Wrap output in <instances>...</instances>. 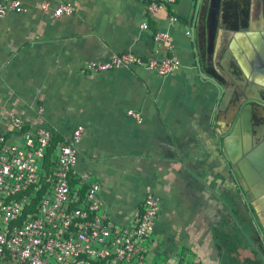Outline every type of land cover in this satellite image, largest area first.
<instances>
[{
  "label": "crops",
  "instance_id": "0c3cea01",
  "mask_svg": "<svg viewBox=\"0 0 264 264\" xmlns=\"http://www.w3.org/2000/svg\"><path fill=\"white\" fill-rule=\"evenodd\" d=\"M21 1L22 12L0 16L5 127L21 118L25 129L48 128L66 140L82 124L78 169L100 184L116 224L133 225L145 197L156 194L148 264H264L254 224L264 228V211L252 196L243 200L222 148L224 139L233 154L254 147L264 132V123L258 126L264 115L254 104L264 107V90L248 96L233 120L232 98L222 108L223 92L207 76L227 73L226 67L231 81L236 72L250 76L255 65L264 76L263 34L260 46L250 43L247 60L237 54L240 43H232L240 34L234 18L260 15L256 0ZM67 3L74 12L56 15ZM199 8L207 13L205 24L202 15L196 17ZM159 32L171 34L173 52L156 40ZM204 39L208 54L200 45ZM124 52L154 59L174 55L181 65L168 75L143 68L86 69Z\"/></svg>",
  "mask_w": 264,
  "mask_h": 264
},
{
  "label": "built area",
  "instance_id": "2783aa9c",
  "mask_svg": "<svg viewBox=\"0 0 264 264\" xmlns=\"http://www.w3.org/2000/svg\"><path fill=\"white\" fill-rule=\"evenodd\" d=\"M23 10L21 0H0V16ZM73 12L70 3L55 10L56 15ZM156 40L174 51L171 34L159 32ZM180 65L174 55L154 59L124 52L92 61L86 69L143 68L168 75ZM130 115L142 121L140 113ZM83 133L84 126L77 125L51 151V129H25L21 118L5 127L0 117V264H148L159 197L148 193L133 225L116 224L100 184L78 169Z\"/></svg>",
  "mask_w": 264,
  "mask_h": 264
},
{
  "label": "water",
  "instance_id": "95a60500",
  "mask_svg": "<svg viewBox=\"0 0 264 264\" xmlns=\"http://www.w3.org/2000/svg\"><path fill=\"white\" fill-rule=\"evenodd\" d=\"M252 0H250L251 2ZM202 10H204L201 5ZM202 10L199 8L196 12V17L202 15L204 24L206 23L207 13L204 15V11L200 14ZM234 23L236 29L239 30L240 34H236V37L232 40V43L239 42L242 46V50L237 52L240 57L244 60H247V50L250 48V43H253L256 47L261 44L260 36H264V14L257 15L256 17L252 14L250 17L247 14L242 13L237 18H234ZM255 21V22H254ZM255 23V24H254ZM261 23V25H260ZM257 24V25H256ZM203 47L204 53L208 54V47L206 39H204L203 44H200ZM260 46V45H259ZM260 51V55L264 59V52ZM256 59L258 55L255 54ZM256 68H259V65H255ZM228 75L233 77V73L229 72V69L225 67ZM250 72H255L256 74H262V69L254 70L250 69ZM223 69H221L220 76L210 75L207 76L211 78L213 81L217 82L219 88L223 92L222 98V108L224 103H229L232 98V88H226L224 81L221 77H224L228 80V76ZM252 86V85H251ZM262 86V85H261ZM263 88V86H262ZM261 90L263 91L264 89ZM245 91V90H244ZM261 91V92H262ZM231 92V93H230ZM264 92V91H263ZM248 102L247 98L242 99L240 102L236 103L233 107L232 119L234 120L239 116L240 111L243 110ZM236 127V126H235ZM260 136L255 137L254 147L249 148L248 150H239L236 154H233L228 146V141L226 139L222 142V148L224 149L226 155L228 156V162L232 167L233 176L237 182L238 188L240 190V194L243 200H248L249 195L254 198L262 206V210L264 211V132H259ZM262 138L261 142L260 139ZM258 141L260 143H258ZM244 181V183L242 182ZM248 192V193H247ZM258 235L255 238V242L257 243V250L260 255V258L264 262V228L262 223L261 225L254 222ZM260 226V227H259Z\"/></svg>",
  "mask_w": 264,
  "mask_h": 264
},
{
  "label": "flooded vegetation",
  "instance_id": "af4514ba",
  "mask_svg": "<svg viewBox=\"0 0 264 264\" xmlns=\"http://www.w3.org/2000/svg\"><path fill=\"white\" fill-rule=\"evenodd\" d=\"M255 3H256V7L258 6V8H257L258 13L257 14H264V0H256ZM212 7H213V9L214 8L216 9L214 4ZM210 55L212 56L211 62L214 65V62L216 60L214 57V50L212 51V53H210ZM254 70H258V69L254 68ZM221 78L224 81L226 88H232V90H233L232 101H231L233 103V105H236V103L240 102L244 98H247L248 96H257L258 95V97H259L261 85L263 84L262 82H264V76H260V75L256 74L255 72H252L250 76H246V74H244V73L239 74L238 72H236V77L234 79H231V81L227 80L224 77H221ZM249 84H251L252 86ZM244 86L248 87L246 89L247 92L244 91ZM249 102H253V101H249ZM254 107L257 110H259V112H258L259 115H264V107H262L256 103L254 104ZM263 123H264V120H262V118H261L260 121H258V126L262 125Z\"/></svg>",
  "mask_w": 264,
  "mask_h": 264
},
{
  "label": "trees",
  "instance_id": "16d2710c",
  "mask_svg": "<svg viewBox=\"0 0 264 264\" xmlns=\"http://www.w3.org/2000/svg\"><path fill=\"white\" fill-rule=\"evenodd\" d=\"M146 1H152V0H146ZM157 2H159V3H162V1H160V0H156ZM65 141V139H63V138H54L53 139V141H52V148H51V151H53L58 145H59V143H61V142H64ZM142 211V208H141V210H140V212Z\"/></svg>",
  "mask_w": 264,
  "mask_h": 264
}]
</instances>
